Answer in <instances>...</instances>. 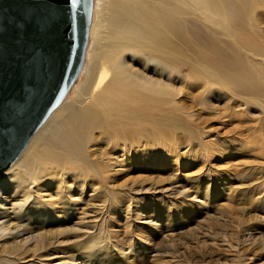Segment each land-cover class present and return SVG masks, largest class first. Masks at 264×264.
Returning a JSON list of instances; mask_svg holds the SVG:
<instances>
[{
    "label": "rangeland",
    "instance_id": "1",
    "mask_svg": "<svg viewBox=\"0 0 264 264\" xmlns=\"http://www.w3.org/2000/svg\"><path fill=\"white\" fill-rule=\"evenodd\" d=\"M258 19L264 38V11L259 10ZM171 49L181 91L174 104L161 107L147 99L135 103L139 111L130 113L131 118L143 116L146 150L159 156L126 154L122 144L98 138L90 158L101 166L105 180L85 189L71 175L53 174L47 184L37 182L28 194L30 204L58 217L65 205L66 217L53 216L41 228L30 226L1 241L0 252L14 247L23 264H84L87 238L101 227L100 200L108 194L123 201L106 225L116 246L112 261L129 263L132 241L140 250L136 264H264V109L255 107L264 105V88L231 99L201 73L198 67L204 64L196 45L178 41ZM173 124L191 137L174 133ZM12 181L16 184L14 174L0 183V193L8 191L1 198L0 223L16 235L23 231L25 216L19 218L14 209L24 202L21 192H28L19 187L14 193ZM208 186H219L221 195L207 201L203 190Z\"/></svg>",
    "mask_w": 264,
    "mask_h": 264
},
{
    "label": "bare ground",
    "instance_id": "2",
    "mask_svg": "<svg viewBox=\"0 0 264 264\" xmlns=\"http://www.w3.org/2000/svg\"><path fill=\"white\" fill-rule=\"evenodd\" d=\"M259 10L264 11V0H94L81 80L37 131L17 161L0 176L1 183L14 174L16 184L11 182L16 185L14 193L19 187L28 192H21L24 202L14 209L19 218L25 216V225L20 227L23 231L15 235L0 223V242L27 232L30 226L36 228L39 224L41 228L53 216L61 221L66 217L65 205L61 207L63 217H58L54 211L30 204L28 194L37 182L43 180L47 184L53 174H61L62 179L71 175L76 185L85 189L94 188L97 179L105 180L101 166L90 158V150L98 138L107 136V143L122 144L126 154L135 151L140 157L159 156L157 151L146 150L143 116L131 118L130 113L139 111L135 103L147 99H153L161 107L174 104L180 91L171 49L175 42L198 47L204 64L198 67L201 73L231 95V99L239 100L237 96L241 94L247 93V98L248 93L263 91L264 38ZM239 50L244 51L243 55ZM255 105L264 109L262 103ZM124 108H131L132 112ZM170 129L191 137L190 131L180 125L173 124ZM152 143L157 145L158 140L154 138ZM2 191L0 204L8 193ZM221 192L219 186L203 190L207 201L218 198ZM100 202L98 226L101 227L87 238L84 264H123L112 261L116 246L106 229L123 201L116 202L106 194ZM168 211L172 213L171 209ZM3 216L0 212V218ZM127 247L130 261L124 264H136L140 260L138 244L129 241ZM43 249L48 250L46 244ZM16 252L12 246L4 248L0 252V264H23V257Z\"/></svg>",
    "mask_w": 264,
    "mask_h": 264
},
{
    "label": "water",
    "instance_id": "3",
    "mask_svg": "<svg viewBox=\"0 0 264 264\" xmlns=\"http://www.w3.org/2000/svg\"><path fill=\"white\" fill-rule=\"evenodd\" d=\"M94 0H0V176L83 74Z\"/></svg>",
    "mask_w": 264,
    "mask_h": 264
}]
</instances>
